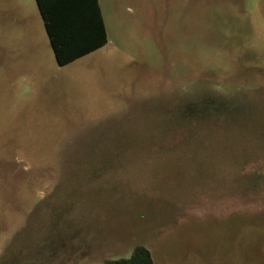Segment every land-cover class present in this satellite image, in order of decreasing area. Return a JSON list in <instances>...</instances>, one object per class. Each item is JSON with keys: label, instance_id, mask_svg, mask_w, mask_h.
Returning a JSON list of instances; mask_svg holds the SVG:
<instances>
[{"label": "rangeland", "instance_id": "rangeland-1", "mask_svg": "<svg viewBox=\"0 0 264 264\" xmlns=\"http://www.w3.org/2000/svg\"><path fill=\"white\" fill-rule=\"evenodd\" d=\"M59 67L0 0V264H264V0H99Z\"/></svg>", "mask_w": 264, "mask_h": 264}, {"label": "trees", "instance_id": "trees-1", "mask_svg": "<svg viewBox=\"0 0 264 264\" xmlns=\"http://www.w3.org/2000/svg\"><path fill=\"white\" fill-rule=\"evenodd\" d=\"M87 21L83 23L84 37L78 38L65 18L62 0H35L56 64L63 67L90 54L107 43L103 19L96 0H89ZM103 264H154L150 252L136 246L128 258L107 260Z\"/></svg>", "mask_w": 264, "mask_h": 264}, {"label": "crops", "instance_id": "crops-1", "mask_svg": "<svg viewBox=\"0 0 264 264\" xmlns=\"http://www.w3.org/2000/svg\"><path fill=\"white\" fill-rule=\"evenodd\" d=\"M62 1L65 5L63 6V10L64 9L66 10L64 14L65 18L69 20L68 22L70 23L73 31L74 30L78 31L77 33H75L76 36L78 38L84 37L83 23L87 21L86 15L90 8L89 0H62ZM96 1L98 2L99 9L101 12L100 1L99 0H96ZM101 16H102V12H101ZM104 27H105V24H104Z\"/></svg>", "mask_w": 264, "mask_h": 264}]
</instances>
